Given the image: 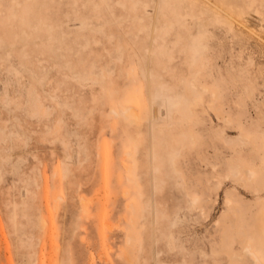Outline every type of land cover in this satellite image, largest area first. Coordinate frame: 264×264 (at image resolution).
Instances as JSON below:
<instances>
[{"label": "rangeland", "instance_id": "374dc122", "mask_svg": "<svg viewBox=\"0 0 264 264\" xmlns=\"http://www.w3.org/2000/svg\"><path fill=\"white\" fill-rule=\"evenodd\" d=\"M158 2L0 0V264H264V0Z\"/></svg>", "mask_w": 264, "mask_h": 264}, {"label": "bare ground", "instance_id": "6f19581e", "mask_svg": "<svg viewBox=\"0 0 264 264\" xmlns=\"http://www.w3.org/2000/svg\"><path fill=\"white\" fill-rule=\"evenodd\" d=\"M105 1V0H103ZM148 1L151 0H137V2H143V4L148 5ZM157 3H159L158 1L160 0H153ZM168 2V6H165L164 8H161L163 11V13L165 14L164 17V21L166 24H170L171 26L179 20L180 15L182 14V11L185 7H189L191 9L194 8L193 3L190 2V0H165ZM160 8V5H159ZM155 99L152 98V103H155ZM171 103L174 106H178L180 104L179 100H173L168 102V104ZM129 108V107H128ZM131 108V107H130ZM132 109V108H131ZM130 109V110H131ZM170 109V107H168V110ZM129 109L126 108V115L128 116L129 119H131V121L133 122L134 120L137 119L136 115H133L130 111L128 112ZM129 113V114H128ZM139 113V112H138ZM137 114V113H136ZM142 114V113H141ZM143 115V114H142ZM142 118V117H141ZM145 118V117H144ZM140 120V119H139ZM154 120V119H153ZM150 121V120H149ZM152 121V120H151ZM155 121V120H154ZM158 126V125H157ZM162 127V126H161ZM160 127V129H161ZM149 131V130H148ZM159 131V129H158ZM152 143V142H151ZM156 143V142H155ZM142 144V143H141ZM140 147V146H139ZM136 148V147H135ZM134 148V150H135ZM132 149V148H131ZM176 150L175 148H170L169 152H168V165L170 166V168L173 169L174 163H175V156H176ZM136 151L132 152V150H130V153H128L130 156L132 155V159L133 162L137 160V156H136ZM148 157H149V162L150 164H153V169H159V166L157 164V161H159V153L157 152V150L155 149V147H153V145L151 146V148L149 149L148 152ZM169 173V172H168ZM153 176H155L154 178L157 177V173H152ZM105 224H107V222H105ZM110 225V224H109ZM131 239V237H129V240ZM43 263V262H42Z\"/></svg>", "mask_w": 264, "mask_h": 264}]
</instances>
